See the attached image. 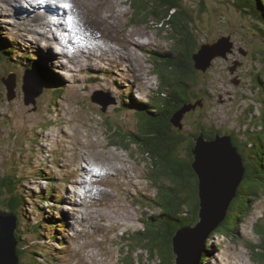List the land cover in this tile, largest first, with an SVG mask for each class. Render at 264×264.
I'll return each instance as SVG.
<instances>
[{
	"label": "rangeland",
	"instance_id": "rangeland-1",
	"mask_svg": "<svg viewBox=\"0 0 264 264\" xmlns=\"http://www.w3.org/2000/svg\"><path fill=\"white\" fill-rule=\"evenodd\" d=\"M0 1H2L3 12L15 10L18 14L24 15L22 7L14 6L12 1ZM61 1L63 0H58V3ZM70 1H72L73 5L79 7V10L69 7L68 11L70 14L76 11L72 16L78 15L76 19L74 18V27L77 33H79L80 39H87L89 44L99 43L102 47L104 44H110L115 49L122 51L121 54L124 57L127 56L130 60L132 59V64H134L137 73L133 72L131 64L130 66L127 65L128 68H132L130 70L126 66L123 67L122 65L124 64H120L121 66L117 70L120 69L121 71L115 72L109 52L103 50L102 56L104 60L108 57L111 60L110 65L113 68H107L105 72L112 73L113 77L108 76L107 78L102 74H97L99 75L97 78H90L89 76H93L91 75V68H81L78 65L77 67L71 65L74 67V71L72 72L67 69L68 77H66L63 73H60L64 68L60 66V63L65 60L55 61L53 59L51 63L52 69L56 76H58L57 78H61V80L58 79L62 83L63 87L61 86V88H65L60 91L61 98L55 107L49 106V98H51L49 97V91L46 93L44 90L43 95L39 98H35L32 93L25 96L21 85L20 88L18 86L16 88V97L9 100L7 96L9 92L6 86L4 84L0 85L1 122L11 121L9 125L5 123L6 126L0 123V134L5 135V138L0 143V152H2L0 163L2 165L8 163V170L15 167L9 160H19V164H15L19 166L21 163V169L26 164L25 173L20 174L22 180L25 181L24 185L21 184V189L24 192L27 191L32 196L29 202V211H27L28 228H24V239L29 247V256L25 257L27 259L25 262L28 264H46L49 260H53L55 262L51 264H77L74 258L78 256V248L72 247L70 242L62 247L56 246V244L60 243L51 245L56 248L55 252L52 251V254L47 250L49 249L47 247L50 246L51 236L46 235V237H42L40 235L45 234V232H39L38 235V233L32 230L38 221L41 222L39 218L42 215L39 211H35L31 205V203H35L34 200L36 198L38 203H42L41 199L38 198L40 195L45 196L46 194L47 197L53 198V201L57 202L59 199L63 200L66 197V192L77 191L78 196L80 195V197L85 199L83 204L88 205L89 208H85L84 205L81 206L79 204L78 206L75 204L76 209H79L76 214L82 216L81 220L84 219L86 224H90L94 228L95 234L99 235V241H103L101 242L100 250H93L98 257L95 264H122L123 259L127 255L125 252H128V255H132L136 264H158L157 259L154 262L147 259V253L139 245H136L133 239H130V236L145 230L144 220L147 216L150 217L159 213V209H150V206L147 207L145 203L146 201L148 202L147 197L152 201V199L159 195L158 186L151 179L150 173L151 169L154 168V164L142 154V149L131 145L129 142V150H123L113 145L115 141L111 137L108 121L116 122V120H111L110 117L115 116L116 111L120 109L116 108V105H111L104 112L101 109V105L91 101V96L96 90H102L106 93L107 89L109 91L114 89L115 94L110 95V98H116L117 95L120 96V100L117 101L123 105L121 101L125 97L131 98L133 101L147 100L149 102L153 98L154 92L160 89L166 90L167 86L163 83L164 80L161 76L163 67L160 66L158 61L157 64L155 62L161 54H165L171 48H175L177 40L175 37L177 35L171 29H162L149 22L142 24L139 18L133 15V11L127 0ZM206 1L208 2L206 6L208 9L205 15L202 14V20L199 22L203 28L201 26L200 28L197 23L201 31L198 36L201 37L204 43H213L219 37L227 35L233 41L232 33L235 32V28H237L236 34L239 28H241L240 16L233 7L227 4L221 5L217 0ZM50 2L51 6L58 5V3L52 4L53 0H50ZM27 3L29 2H23L24 5H27ZM198 3H200V0ZM215 9L220 13H217ZM56 13L61 15L60 12ZM66 22H69V19L65 20ZM39 23L38 20L31 23H20L21 27L18 30L14 25L11 27L10 24L8 25L0 20V32L3 35V44L6 47L11 46L14 49L15 45L10 44L13 41L17 45H20L27 55H32L28 51L30 50L29 48H32L33 51L40 52L50 60L51 56L44 49L41 48L42 50H40L37 47L40 44L24 42L26 38L24 36L21 37L19 34V32L25 34L30 29H34ZM226 25L230 26V28H225L224 26ZM226 29L228 31L232 30V32L228 33ZM31 31L36 35L34 33L35 30ZM27 35L30 38L32 34L28 32ZM132 36L134 38H131ZM39 38L42 37L37 36L38 40ZM57 38L60 45H62L64 43V33L57 36ZM67 38H69L68 35ZM134 41L143 45L137 47ZM236 41L238 47L235 53L229 54L226 59L216 57L211 67L205 72L198 70L200 82L195 89L207 90L209 95L207 97L201 96L202 106L184 115L183 119H181L182 127L183 125L186 126L183 129L188 130V132L194 133L195 129L199 130L201 127H205V130L208 128L212 129L211 127L214 126L217 130H221L222 133L223 130L235 132L234 134L237 135L238 139L246 141L247 138L243 134H246L247 130L257 132L263 130L261 125H264L262 120L264 117V104L260 100L263 92L261 93L258 86L254 85L255 80L248 77L251 74V66L256 69L260 68V66L255 61L256 57V59L253 57L249 60L246 59L249 49L247 50V46L241 41L237 39ZM255 43L257 42L255 41ZM60 45L55 46V48L60 47ZM3 49L7 52L5 47ZM64 50L71 53V50ZM16 51L18 50L16 49ZM20 53L21 50L14 54L17 56ZM130 54L132 58L129 56ZM69 58L73 61H84V58ZM18 60L20 61L19 58ZM70 60H66V63ZM235 62H239L240 65H235ZM96 64H93L94 68ZM80 65L83 66L82 64ZM13 66L16 70L20 71L17 64ZM100 67L103 69V65L100 64ZM234 68L235 70L233 71ZM8 71V74L13 72L11 70ZM83 72L84 74L82 75ZM254 72L257 73V71ZM261 74L264 80V73L262 72ZM0 75L5 76L6 73L1 72ZM120 75L129 77L130 80L128 81H130L132 87L119 86L120 88L115 89L111 85L112 89L109 88L108 86L115 84V78ZM23 76L24 73H20L18 79L20 80ZM169 77L172 78L170 75ZM86 78L87 81L96 79L99 83L90 86L89 90L85 84ZM242 78L243 81L241 80ZM122 82H126V80H122L119 77L118 83L121 84ZM122 88L127 89L122 90ZM128 93L130 97L127 95ZM107 100L110 99L107 98ZM122 113L125 117H119L122 122L128 124L130 127L136 125L134 117L131 116L133 113L131 110L126 109ZM121 121L117 120L116 125L118 127L122 124L120 123ZM23 128L28 129L26 135H37L39 137L38 146L35 145L33 147L30 138H27V140L23 138ZM12 135L15 136L13 139L11 138ZM254 137H257V134ZM262 137H264V134H262ZM21 147L24 150L23 155L20 156L18 152ZM31 147H33L34 154H31ZM37 147H39L40 155H37V158L32 161L31 158L36 156L35 153L37 151L35 149ZM17 168L19 169V167ZM40 171L43 174H38ZM35 175H40V177L45 175L48 180L53 179L56 183H53L51 186L49 184L46 185L45 181L36 179ZM67 178L69 180L64 181ZM124 178L126 180H123ZM100 179H103V181H100ZM92 180H99L100 182H92ZM79 182L81 186H75ZM98 183H102V185ZM131 198L134 200L132 201ZM77 199L80 201L79 198ZM1 203L2 201L0 200V209H3L4 204ZM39 206L40 208L44 207L43 204ZM113 206L114 208L110 210L109 207ZM251 206V211L245 216L239 226V235L229 232V234L237 236L236 239L229 235H213L210 241L211 247L209 246L207 249V260L202 264H210L211 261L216 262V257L218 258V256L225 253L229 255L228 262L238 264L237 256L241 252L245 254L249 264H257L251 261L250 244L264 243L255 230L258 221H264V195L260 197V200L255 199L251 203ZM71 208L72 211L70 213L75 214L76 211L74 212L72 206ZM117 210H119V214L117 213L116 215L114 211ZM60 211H62L60 205L51 204L49 206V214L52 215L54 220L60 214ZM87 219L93 220V225ZM71 223H74L73 219H71ZM123 223L127 226H123ZM65 226L67 227L68 223ZM62 229L66 231L65 227ZM65 236H69V234L66 232ZM60 239L63 238L60 237ZM128 246L130 248H127ZM36 251L40 252V255H36ZM139 255L142 258L141 263L138 260Z\"/></svg>",
	"mask_w": 264,
	"mask_h": 264
},
{
	"label": "trees",
	"instance_id": "trees-1",
	"mask_svg": "<svg viewBox=\"0 0 264 264\" xmlns=\"http://www.w3.org/2000/svg\"><path fill=\"white\" fill-rule=\"evenodd\" d=\"M127 1L133 11V15L139 18L142 24L149 22L162 29H171L177 35L175 37L177 39L175 48H171L169 52L161 54L155 62L157 64L158 61L160 66L163 67L161 76L164 80L163 83L167 86L166 90L160 89L154 92L149 104L132 105L130 103H124V105L120 106V110L116 111L115 116H111L113 119L110 117L111 120H116V122L108 121L111 137L115 141L113 145L123 150H129V142L131 145L142 149V154L154 164V168L151 169L150 173L151 179L158 186L159 195L152 199V201L147 197L148 202L146 201L145 203L147 207L150 206V209H159V213L151 215L150 217L147 216L144 220L145 230L130 236V239H133L135 244L139 245L147 253V259L150 261L154 262L157 259L158 264H176V256L173 248V238L176 232L183 227L195 226L200 221L199 180L192 166L194 162L192 150L195 146V138L200 134H203L209 140L215 138L217 133L220 135H230L233 145L237 148L244 162L245 176L239 187L238 195L231 202L225 220L208 238L207 248L203 255V263L207 260V249L210 246L213 235H229L236 239L237 236L231 235L229 232L239 235V226L245 216L251 211V203L255 199L260 200V197L264 195V137H262V134H264V125H261L263 130L259 132L247 130L246 134H243L247 138L246 141L238 139L237 135L234 134L235 132L232 133L231 131L223 130L222 133L221 130H217L214 126L211 127L212 129L208 128L207 130H205V127H201L199 130L192 129L194 133L183 129L186 127L185 125L182 128L177 127L173 119L182 110L183 106L187 104L196 105L201 101V96L207 97L209 95L207 90L195 89L200 82V73L195 68L193 59V56L197 54L202 45L208 44L206 42L204 43L201 37L198 36L201 32L199 27L202 25L199 22L202 20V14L205 15L207 12L208 8L206 6L208 2L206 0H200V3H198L199 0ZM217 1L221 5L227 4L233 7L240 16L241 28H239L237 34V28H235V32L232 33L233 36L231 35L234 42L233 53H235L238 47L236 45L237 39L247 46V50L249 49L247 60L251 59V57L257 58H255V61L259 64L260 68L256 69L251 66V74L248 77L254 79V85L258 86L261 93L263 92L260 100L264 104V80L261 77V73H264V0ZM216 12L220 13L218 10ZM224 27L230 28L227 25ZM226 31L228 33L232 32V30L228 31L227 29ZM4 47L7 50L8 56L9 54L18 53V51L11 47H6L0 38V51ZM8 56L0 53V73H6L5 76L0 75V85H3V80H8L9 75L16 70ZM25 59L29 62L36 61L28 57H25ZM19 62L18 60L17 63ZM34 69L40 72L43 79L45 77V91L47 88H50L51 91L52 88L50 86L56 84V80L51 72L47 68L44 70L41 67H34ZM8 70L13 72L8 74ZM254 71H257V73ZM241 80L243 81V78ZM59 91L57 90V92ZM58 99L59 96H57V93L52 92L50 107H55ZM126 109L135 111L134 118L137 121L135 126L130 127L119 119V117L125 118L122 111ZM117 120L122 123L119 125L120 127L116 125ZM262 120L264 122V117ZM1 121L0 114L1 125L4 124L6 126V124H11L10 120H7L5 122L6 124ZM27 133L28 129L24 128L23 138L25 140L30 138L33 147L35 145L38 146L39 137L37 135L28 136L26 135ZM255 134H257V137H254ZM14 137V135L11 136L12 139ZM3 138H5V135L0 134V143ZM33 147L30 149L31 154H34ZM23 150V147L19 149L18 153L20 156L23 155ZM35 151L38 154L35 153L36 156L31 158L32 161L37 158V155H40L39 147ZM9 162L15 166L10 170H8V163L5 165L0 163V200L2 201L1 204H4L3 209L9 210L17 215L18 229L16 237L19 240L17 253L20 256V264H26L27 262L25 260L27 261V259L25 257L29 256V247L24 239V228H28L27 211H29V202L32 196L27 191L24 192L21 189V184L25 183V181L22 180L20 174L25 173L26 164L21 169V163L19 166H16V164H19V160H9ZM38 174H43V172L40 171ZM38 176L35 175V177ZM38 198L41 199L42 203H38L36 198L34 200L36 204L31 203V205L35 211H39L42 215L39 218L42 222L38 221L32 230L38 233V235L39 232H45V234L40 236L46 237L47 233L44 226L48 228L49 220L46 217L45 209L40 208L39 205L47 201V195H40ZM255 230L260 235L261 241L264 242L263 220L258 221ZM23 241L25 242L24 244ZM47 248H49L47 250L51 254L56 249L51 245ZM127 248L130 247L128 246ZM250 250L252 255L251 260L257 264H264V243H252L250 244ZM125 253L128 255V252ZM36 255H40V252L36 251ZM127 255L123 259L122 264H136L132 255ZM138 260L140 263L142 262L140 255Z\"/></svg>",
	"mask_w": 264,
	"mask_h": 264
},
{
	"label": "water",
	"instance_id": "water-1",
	"mask_svg": "<svg viewBox=\"0 0 264 264\" xmlns=\"http://www.w3.org/2000/svg\"><path fill=\"white\" fill-rule=\"evenodd\" d=\"M230 36H223L213 43L202 45L193 56L195 68L207 71L216 57L228 58L234 52V42ZM239 66V62H235ZM235 68L233 69V71ZM12 82V84H11ZM7 88L8 99L16 97L17 78L11 74L9 80H3ZM10 83V84H8ZM239 84V83H238ZM45 81L40 73L27 72L23 76L22 90L25 96L30 93L35 98L43 95ZM32 90H36L32 92ZM92 100L101 105L102 111L116 102L107 100L99 94ZM26 104H28L26 102ZM196 105H185L173 119L177 127L182 128L181 119L195 109ZM193 170L199 180L200 221L195 226L180 228L173 238L176 264H201L207 248V240L225 220L231 202L238 195V190L245 176L242 157L233 145L230 135L216 134L213 139H206L203 134L195 138ZM17 215L9 210L0 211V264H20L17 253L19 240Z\"/></svg>",
	"mask_w": 264,
	"mask_h": 264
},
{
	"label": "bare ground",
	"instance_id": "bare-ground-1",
	"mask_svg": "<svg viewBox=\"0 0 264 264\" xmlns=\"http://www.w3.org/2000/svg\"><path fill=\"white\" fill-rule=\"evenodd\" d=\"M9 1H12V3L14 4V6H20L22 7L23 9V12H24V15H21L18 14L17 11H9V12H3L2 10V1H0V20L3 22V23H6V24H10L15 26V28H20L21 27V24H25V23H31V22H36L37 20L39 22L42 21V19H44L42 16H47V14L43 13V14H40L36 9H40V3H42V5H45V6H51V2L50 0H9ZM26 1V2H29L27 3V5H24L23 2ZM40 1V2H39ZM65 3L69 4L70 5V8H74V10H79V7H77V5H73L72 1L70 0H63ZM39 2V3H38ZM26 8V9H25ZM72 10V9H71ZM69 12V11H68ZM70 13V12H69ZM52 15V14H51ZM78 15H74L73 18H77ZM52 17V16H51ZM37 18V20H36ZM56 20L60 21V19L58 17H54ZM21 23V24H20ZM19 30V29H18ZM31 30H35L34 33L39 36V37H42V35L35 29H30L29 31ZM69 30L70 32L74 31L75 28L73 26V24H71L69 26ZM10 31V30H9ZM28 32V31H27ZM27 32H25V34H27ZM23 33H21L22 35ZM24 35V34H23ZM36 35H32L30 36V41H32L33 43L35 42L36 44H39L40 41H41V38H39V40L37 39V36ZM0 36L2 37L3 35L0 34ZM131 38H134V36H132ZM65 43H67V45H65L66 47L72 49L74 51V54H75V57L77 58L79 56V53L82 52L83 54H85L86 56H84V61L81 62L80 60H70L69 62L67 63H64L62 62V66L70 71H72L74 69L73 66L71 65H74L75 67H77V65L81 68H94L93 64L94 63H100L101 65H103L104 67V62H107L109 65L111 63V60L112 59V56L115 55L116 53L114 51H110L109 52V57H106V60H104L103 56H102V49H100L99 47H94L93 49H90L88 47V45L86 43L82 41L78 42V43H75L73 42L70 38H67L64 40ZM11 45H17V43H14L13 41H11ZM134 44L137 46V47H141L143 44L139 43V42H136L134 41ZM15 47V46H14ZM18 50V48H14V50ZM54 55L60 57L62 59V56L61 54H58L56 51H55V48H51ZM20 51V50H19ZM23 50H21V53L18 54L17 56L15 54H12L10 55L9 54V57L13 60H11L12 62H14L15 64H18L16 63L17 62V59L19 58L20 61H22L21 59L23 58L22 54H23ZM132 53V52H131ZM48 54V53H47ZM131 58H132V55L130 54L129 55ZM53 59H57V58H53ZM82 59V57L80 58ZM128 63L131 64V67L133 68V72H136L137 71L135 70L134 68V64L131 63L130 59L128 58ZM23 62V61H22ZM80 64H82L83 66H81ZM114 66V64H113ZM121 65H115L114 67V70H117ZM102 67V66H101ZM129 67V70L130 68ZM131 68V69H132ZM95 69V68H94ZM126 71V70H125ZM132 72V71H131ZM130 72V73H131ZM132 72V73H133ZM123 75V74H122ZM131 76V75H130ZM132 77V76H131ZM137 79V78H136ZM133 81V80H132ZM137 83V82H136ZM32 92H35L34 90H32ZM19 95V94H18ZM90 164V163H89ZM174 174V173H173ZM100 181H103V179H101ZM99 181V182H100ZM131 182V181H130ZM65 193V192H64ZM65 195V194H64ZM64 199H72L71 196H70V191L66 192V197L63 198ZM73 200V199H72ZM73 201H76V200H73ZM133 201V200H132ZM84 202V201H83ZM83 202H75L76 205L79 206V204L81 206H83ZM105 208V207H104ZM107 208V207H106ZM114 208L113 207H109L110 210H112ZM107 209V210H109ZM76 211L79 210V209H75ZM90 211V210H89ZM87 212V211H86ZM117 215V213L119 214V210L117 211H114ZM26 214V213H25ZM83 215V214H82ZM85 215V214H84ZM75 216V214H64L61 219L64 220V219H67L68 220V227H71V224H69L70 222V219H72L73 217ZM111 218V217H110ZM113 218V217H112ZM115 218V217H114ZM118 219V218H117ZM83 221H85L84 219H82ZM123 226H127L125 223L122 224ZM219 245V243H217ZM217 245V246H218ZM211 247V246H210ZM86 248V247H85ZM218 255V254H217ZM214 256V255H213ZM228 253L226 254H221L220 256H218V258L216 257V262H210V264H234V263H231V262H228L229 259H228ZM215 257V256H214ZM233 257V256H232ZM218 260V261H217ZM237 263L238 264H249V262L246 260V256L245 254H243L242 252L237 256Z\"/></svg>",
	"mask_w": 264,
	"mask_h": 264
},
{
	"label": "flooded vegetation",
	"instance_id": "flooded-vegetation-1",
	"mask_svg": "<svg viewBox=\"0 0 264 264\" xmlns=\"http://www.w3.org/2000/svg\"><path fill=\"white\" fill-rule=\"evenodd\" d=\"M202 104H203L202 100H201V101H199V102L197 103V106H196V108H197V107H201V106H202ZM196 108H195V109H196ZM193 110H194V109H193ZM193 110H191V111H193ZM191 111H189V112H191Z\"/></svg>",
	"mask_w": 264,
	"mask_h": 264
},
{
	"label": "snow or ice",
	"instance_id": "snow-or-ice-1",
	"mask_svg": "<svg viewBox=\"0 0 264 264\" xmlns=\"http://www.w3.org/2000/svg\"><path fill=\"white\" fill-rule=\"evenodd\" d=\"M63 7H64V8H68V7H70V5L67 4V3H64V4H63ZM69 19L71 20V18H69Z\"/></svg>",
	"mask_w": 264,
	"mask_h": 264
}]
</instances>
